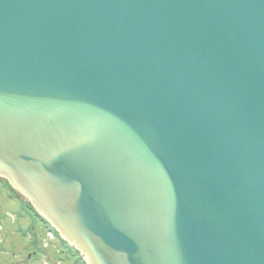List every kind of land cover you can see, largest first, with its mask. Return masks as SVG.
Wrapping results in <instances>:
<instances>
[{
	"label": "water",
	"instance_id": "obj_1",
	"mask_svg": "<svg viewBox=\"0 0 264 264\" xmlns=\"http://www.w3.org/2000/svg\"><path fill=\"white\" fill-rule=\"evenodd\" d=\"M85 264H264V0H0V181Z\"/></svg>",
	"mask_w": 264,
	"mask_h": 264
},
{
	"label": "rangeland",
	"instance_id": "obj_2",
	"mask_svg": "<svg viewBox=\"0 0 264 264\" xmlns=\"http://www.w3.org/2000/svg\"><path fill=\"white\" fill-rule=\"evenodd\" d=\"M46 240L38 219L0 184V264H54L50 262L56 260L51 249L56 243ZM47 244L49 248H45ZM61 264L80 263L69 255L61 257Z\"/></svg>",
	"mask_w": 264,
	"mask_h": 264
}]
</instances>
